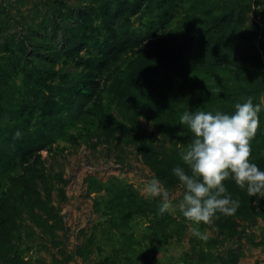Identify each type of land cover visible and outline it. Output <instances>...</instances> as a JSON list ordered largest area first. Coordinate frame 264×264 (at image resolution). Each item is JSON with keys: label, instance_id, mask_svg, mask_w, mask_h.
Masks as SVG:
<instances>
[{"label": "trees", "instance_id": "trees-1", "mask_svg": "<svg viewBox=\"0 0 264 264\" xmlns=\"http://www.w3.org/2000/svg\"><path fill=\"white\" fill-rule=\"evenodd\" d=\"M88 1L89 7L82 9L79 6L75 11L67 8L68 17L63 18L57 38L63 51H51L55 56L64 57V64L73 62L81 68V76L64 86L53 84L58 73L52 69L53 60L42 66L31 62L30 57L36 58L44 52L40 51L42 43L38 34L35 43L24 35L14 44L10 40L0 42V264H23L13 253L12 241L20 238L16 219L21 218L23 212L35 214L43 223L51 217L46 215L44 218L34 212L35 207L38 209L34 201L42 199L39 184L41 187L46 185L40 151L58 138L74 141L76 137L69 133V128H73L75 122L87 123L86 116L89 115L96 129L108 138L112 132L128 131L126 125L119 123L103 106V96H109L111 103L117 106H126L133 118L137 117L136 109L147 108L151 100L156 99L155 104L165 105L159 112V119L175 122V115L184 112L233 114L235 105L245 103L249 97L256 105L257 95L264 91V29L261 32L256 29L251 34L237 30L244 4L236 7L239 4L236 3L234 10L213 16L207 24L181 34L170 21L176 7L184 0H146L144 7L157 5L155 19L134 27L130 15L142 12V0ZM56 5L59 9L66 6L61 0H57ZM236 15L240 16V22L233 26ZM53 16V20H49L51 27L55 26V16L60 17L56 13ZM262 16L264 18V14ZM157 25L169 26L167 33L152 39L142 54L131 51L144 39L154 37ZM99 36L102 40L95 43L99 47L97 53H80ZM242 40L257 42V47L254 44L250 51H240ZM30 46L36 51H29ZM121 59L125 61L121 62ZM225 68L233 71L240 83L223 84L218 79V72ZM101 75L106 80L99 87L96 78ZM187 75L200 78L199 82L205 77L207 87H212L197 90V80H182ZM175 78L182 81L174 84ZM169 88H174L171 95L166 91ZM73 114L77 116H71ZM76 118L78 120H74ZM261 129L264 135V128ZM138 134L133 132L132 140L156 178L167 188L176 186L179 181L172 170L183 165L171 166ZM252 162L264 171V148L252 152ZM225 186L231 198L239 200L240 207L231 217L217 213L219 218L213 224L221 231L232 232L233 218L249 212L251 197L232 180L226 181ZM107 191L110 217L125 215L122 219L127 221L134 214H147L144 202L141 198L136 199L132 191L123 188L115 191L107 188ZM45 196L48 198V194Z\"/></svg>", "mask_w": 264, "mask_h": 264}, {"label": "rangeland", "instance_id": "rangeland-1", "mask_svg": "<svg viewBox=\"0 0 264 264\" xmlns=\"http://www.w3.org/2000/svg\"><path fill=\"white\" fill-rule=\"evenodd\" d=\"M56 1L0 0V42L10 40L14 44L24 35L35 43L38 34L42 43L40 51L47 52L50 56L43 52L36 58L30 57V60L37 66L48 65L53 60L52 69L58 72L53 84L64 86L66 82L81 76V68L73 62L64 64L65 58L55 56L51 51H63L58 46L57 38L61 33L63 18L68 17L67 8L75 11L79 6L82 9L89 7L90 3L88 0H61L66 6L59 9ZM142 1L145 11L142 9V12L130 15L133 27L151 22L158 11L157 5L144 7L146 0ZM236 3H239L236 7L240 3L245 5L237 30L242 29L250 34L256 29L261 32L264 29V0L258 3L256 0H184L176 7L170 23L179 33L186 34L207 24L208 19L213 16L234 10ZM53 13L60 17L55 16V26L51 27L49 20H53ZM238 18L240 16L236 15L232 20L233 26L239 24ZM168 29L169 26L162 28L157 25L155 36L144 39L131 51L142 54V50L150 45L152 39L162 37ZM101 40L99 36L97 41H90L92 45L86 50L82 49L80 53H97L99 47L95 43H100ZM240 42V51H250L254 44L257 47V42ZM29 51L36 50L30 46ZM225 70L218 72V79L223 84L240 83L233 71L229 68ZM96 80L100 87L106 79L101 75ZM182 80H197V90L206 88L208 82L205 77L199 82L200 78L190 75ZM182 80L175 78L174 84ZM166 91H170L171 95L174 88ZM86 102L87 100L84 101ZM155 102L156 99H152L149 107L136 109L137 117L133 118L126 106H117L111 103L109 96H103V106L119 123L126 125V133L112 132L108 138L96 129L94 122L90 121L92 116L89 115L86 116L87 123L82 125L75 122L73 128H69V133L76 137L74 141L58 138L50 147L40 151L46 185L41 187L39 184L42 199L35 200L34 206L38 205V209L41 207L45 212L36 207L34 212L44 218L46 215L51 217L43 223L42 218L25 211L21 218L16 219L20 238L12 240L15 246L13 253L18 256L20 263L264 264V198L251 197L249 212L233 218L235 227L232 232L221 231L214 224L210 227L199 225L201 233L207 235L204 240L189 232V228L195 225H191L178 208L161 215L159 207L162 198L145 194L146 183L155 175L137 151L132 133L138 132L139 137L159 151L171 166L182 164L179 154L192 138L187 126L180 123L182 114L175 115V122L162 121L159 119V112L164 110L165 105ZM256 105L261 107V111L258 114L260 128L252 141L254 153L264 148V135L260 132L264 128V91L257 95ZM162 185L170 196L175 197L173 204H178L183 195L180 184L172 188ZM107 188L109 191L120 188L132 191L136 199L141 198L144 202L147 214H134L127 221L122 219L125 215L114 214L110 217V205L107 203L110 195Z\"/></svg>", "mask_w": 264, "mask_h": 264}, {"label": "clouds", "instance_id": "clouds-1", "mask_svg": "<svg viewBox=\"0 0 264 264\" xmlns=\"http://www.w3.org/2000/svg\"><path fill=\"white\" fill-rule=\"evenodd\" d=\"M261 107L249 97L243 104H236L233 114L221 112H184L181 125L192 134L190 143L179 154L183 166L173 168L183 189L182 199L174 205V196L153 176L144 188L146 195L161 197V215L178 208L183 217L194 227L189 232L200 239H207L199 225L212 226L219 213L231 217L240 207L239 200L228 194L225 182L246 190L248 196L264 198V171L252 162V141L260 128ZM19 138L20 133H16Z\"/></svg>", "mask_w": 264, "mask_h": 264}]
</instances>
